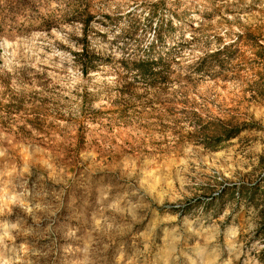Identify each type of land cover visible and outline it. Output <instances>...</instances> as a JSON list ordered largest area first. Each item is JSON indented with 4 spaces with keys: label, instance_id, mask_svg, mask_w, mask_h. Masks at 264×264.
<instances>
[{
    "label": "rangeland",
    "instance_id": "obj_1",
    "mask_svg": "<svg viewBox=\"0 0 264 264\" xmlns=\"http://www.w3.org/2000/svg\"><path fill=\"white\" fill-rule=\"evenodd\" d=\"M0 264H264V0H0Z\"/></svg>",
    "mask_w": 264,
    "mask_h": 264
},
{
    "label": "trees",
    "instance_id": "obj_2",
    "mask_svg": "<svg viewBox=\"0 0 264 264\" xmlns=\"http://www.w3.org/2000/svg\"><path fill=\"white\" fill-rule=\"evenodd\" d=\"M161 60H162V59H161V58H159V59H158V61H156V62H153V64H158V62H160ZM86 71H87L86 69H85V70H83L84 74H86Z\"/></svg>",
    "mask_w": 264,
    "mask_h": 264
}]
</instances>
